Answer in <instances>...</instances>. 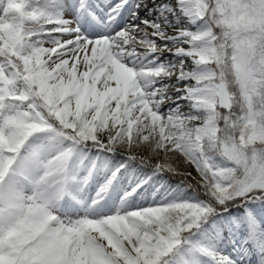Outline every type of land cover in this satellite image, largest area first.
Masks as SVG:
<instances>
[{"label":"clouds","instance_id":"9594fccd","mask_svg":"<svg viewBox=\"0 0 264 264\" xmlns=\"http://www.w3.org/2000/svg\"><path fill=\"white\" fill-rule=\"evenodd\" d=\"M123 7L0 0V264H169L234 202L264 205V0L162 3L191 25L174 32L117 30ZM92 149L112 154L99 180ZM117 155L184 189L141 206Z\"/></svg>","mask_w":264,"mask_h":264},{"label":"rangeland","instance_id":"374dc122","mask_svg":"<svg viewBox=\"0 0 264 264\" xmlns=\"http://www.w3.org/2000/svg\"><path fill=\"white\" fill-rule=\"evenodd\" d=\"M162 3L166 6L169 4H176V2L173 3L169 0H157L154 6L149 9L148 15L141 18L137 23H134L132 20L127 18L125 21L118 23L115 28L118 30L126 24H143L146 20L150 22H157L162 25H171V27L167 29L169 32H174L176 29H179L186 24L191 26L186 16H181L179 11L173 15L171 7H168L167 11L165 7H159ZM67 14L70 16L69 18H71L75 15V10L69 9L66 15ZM86 21L89 20L86 19L83 21L81 27L82 32L85 28ZM159 42L168 43L169 41L160 40ZM173 58L174 55L172 54L167 59L172 60ZM174 94L179 95V93ZM90 157L96 158L98 171L96 172L95 178H97L96 180H99L101 178L99 170L103 168L104 162L110 157V154H105L101 149H95L93 150V153H91ZM85 163H88V161L86 160ZM140 180L147 181L148 178L141 175H129L125 166L121 169L120 183L122 185L130 187L133 183H139ZM182 189V187H176L170 190L167 188L165 190H160L159 187L153 185L151 187H147L146 189H139L137 195L139 196L140 193L147 191V199L140 197V205L145 206L152 199L159 200L161 196L167 192H175ZM94 191L95 183L92 186V192ZM187 192L191 193V191ZM245 206L253 208L255 210V214L248 215L246 217V221L242 220L238 224L236 220L237 217L235 215H230V208H228L225 214L215 217L212 227H203L200 231L195 232V237L190 238L187 242L190 244L188 251H186L183 247L176 248V253L180 259L173 258L174 264H260L258 250L264 251V225L260 227L257 226L258 223L264 220V205H261L259 202L246 201L243 206V211ZM260 213L261 216L259 215ZM243 223H245L247 228L246 234H242L237 231V228L243 230L241 226ZM222 225L232 228L234 235L230 249L224 252H217V232L221 230Z\"/></svg>","mask_w":264,"mask_h":264},{"label":"trees","instance_id":"16d2710c","mask_svg":"<svg viewBox=\"0 0 264 264\" xmlns=\"http://www.w3.org/2000/svg\"><path fill=\"white\" fill-rule=\"evenodd\" d=\"M93 150H91V153H93ZM90 153V155H91ZM112 156V154H110V157ZM128 161V163H125V161ZM116 161H119L120 163H125V167L128 170L129 175L133 176V175H141V176H145L148 178V180L146 181V183L140 188V189H146L147 187H151V186H157L160 188V190H165L166 188L168 190L172 189V188H176V187H182L184 189V185L181 182V178L172 175V174H167V173H152V171L150 169H145L142 167H138L135 162L130 161L127 157L125 156H121V155H117L114 158V163ZM191 179V178H189ZM193 183H195V181H193ZM187 191H192L190 188L187 189ZM246 203V201L241 204L240 202H234V204L228 208H230V215H235L237 217V222L238 224L240 223V221L244 220L245 221V217L241 216V213L243 212V206ZM227 211H222L219 212L217 214H215L213 217H211L207 222H205L202 226L203 227H212L213 226V222L215 217L225 214ZM242 229L240 230L239 228H237L238 232L242 233V234H246L247 233V228L245 223H243L242 225ZM194 232H196L195 230H193ZM234 232L232 228H228L224 225H222L221 230L219 232H217V239H218V246H217V252H224L228 249H230L231 243H232V238H233ZM178 247H183L186 251L189 250L190 248V244H188L187 242L184 243L182 246H177ZM171 256V260L169 261V263L174 264V259H180V257L178 256V254L176 253V249L173 250V253L170 254Z\"/></svg>","mask_w":264,"mask_h":264},{"label":"bare ground","instance_id":"6f19581e","mask_svg":"<svg viewBox=\"0 0 264 264\" xmlns=\"http://www.w3.org/2000/svg\"><path fill=\"white\" fill-rule=\"evenodd\" d=\"M156 1L157 0H128V3L123 7L120 14L117 16V24L125 21L127 18L132 20L134 23H137L141 18L148 15L149 9L154 6ZM169 1L173 3L174 2L177 3V0H169ZM86 19H88L89 21L85 22V28L83 29L85 35H88L90 37L96 36L102 34L106 30L105 27L106 16L105 13L101 12L99 9H96L95 16L87 15L83 19V21ZM116 25L114 27H116ZM168 43H171V41H169ZM172 54L173 53L166 52L160 58L163 60L165 58L170 57ZM181 103H183V101H181ZM262 225H264V220L258 223L257 227H260Z\"/></svg>","mask_w":264,"mask_h":264},{"label":"snow or ice","instance_id":"6c2138e0","mask_svg":"<svg viewBox=\"0 0 264 264\" xmlns=\"http://www.w3.org/2000/svg\"><path fill=\"white\" fill-rule=\"evenodd\" d=\"M123 2H124V6L128 3V0H123ZM113 15H115V12L113 13ZM141 25H143V24H141ZM143 26H145V27H151V25H143ZM73 35H77L76 33H73ZM63 42V41H62ZM82 42V41H81ZM77 43V41H75V40H73L72 41V44L71 45H67L66 47H72L73 45H75ZM78 51V50H77ZM79 55L80 56H83L84 55V52H80L79 53ZM79 57L77 56V57H74V59H78Z\"/></svg>","mask_w":264,"mask_h":264}]
</instances>
